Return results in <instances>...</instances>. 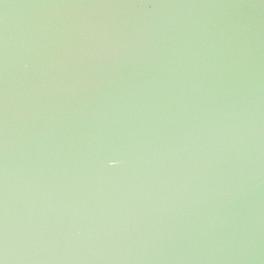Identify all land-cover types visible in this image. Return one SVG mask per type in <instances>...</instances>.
Segmentation results:
<instances>
[{"label": "water", "instance_id": "water-1", "mask_svg": "<svg viewBox=\"0 0 264 264\" xmlns=\"http://www.w3.org/2000/svg\"><path fill=\"white\" fill-rule=\"evenodd\" d=\"M0 264H264V0H0Z\"/></svg>", "mask_w": 264, "mask_h": 264}]
</instances>
